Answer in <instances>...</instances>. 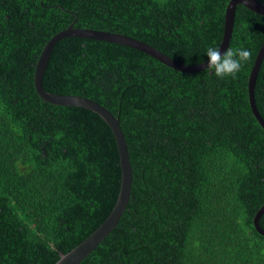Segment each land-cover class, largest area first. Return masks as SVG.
<instances>
[{
  "label": "trees",
  "instance_id": "16d2710c",
  "mask_svg": "<svg viewBox=\"0 0 264 264\" xmlns=\"http://www.w3.org/2000/svg\"><path fill=\"white\" fill-rule=\"evenodd\" d=\"M229 2L0 0V264H56L107 219L120 193L106 122L36 93L47 42L73 24L195 66L208 47L220 48ZM263 43L264 17L239 5L229 48L252 55L235 80L181 73L109 42L56 44L44 89L91 99L119 118L134 177L119 224L80 264H264L254 226L264 206V130L248 98ZM258 72L264 119V61Z\"/></svg>",
  "mask_w": 264,
  "mask_h": 264
},
{
  "label": "water",
  "instance_id": "95a60500",
  "mask_svg": "<svg viewBox=\"0 0 264 264\" xmlns=\"http://www.w3.org/2000/svg\"><path fill=\"white\" fill-rule=\"evenodd\" d=\"M239 5H242L250 11L264 17V4L260 1L230 0L225 12L224 35L219 48L222 53L227 50L230 46L235 25L236 10ZM71 37L103 41L126 46L141 53H144L161 62L162 64H164V66H167L181 73L196 74L203 72L207 69L208 63V61H206L202 64L195 66L182 64L165 55L164 53L160 52L153 46L143 41L137 40L133 37L107 31L75 28L73 24L70 25L67 29L60 31L59 33L54 35L47 42L40 54L39 60L35 68L34 86L37 95L42 100L51 105L82 108L100 116L109 126L115 137L121 166L120 193L113 211L107 217V219L87 239H85L81 244H79L69 253L61 256L60 260L56 264H80L105 240V238L117 227L121 217L125 213L130 203L132 185L134 181L128 144L119 118H117L107 108H105L96 101L76 95L52 94L50 92H47L43 87L44 76L54 47L62 39ZM263 61L264 43L257 54L254 65L250 70L251 72L248 79V98L250 108L253 116L264 130V119L257 108L255 100V86L259 74L258 71L260 70ZM263 214L264 206L261 207L258 213L256 214L254 218V226L257 232L264 237V229L260 225V218Z\"/></svg>",
  "mask_w": 264,
  "mask_h": 264
},
{
  "label": "clouds",
  "instance_id": "9594fccd",
  "mask_svg": "<svg viewBox=\"0 0 264 264\" xmlns=\"http://www.w3.org/2000/svg\"><path fill=\"white\" fill-rule=\"evenodd\" d=\"M251 51L244 48H228L223 53L216 47L206 49L207 69L220 80L238 78L243 66L251 59Z\"/></svg>",
  "mask_w": 264,
  "mask_h": 264
}]
</instances>
